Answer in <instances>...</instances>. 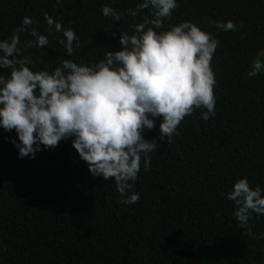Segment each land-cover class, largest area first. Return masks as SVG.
Returning a JSON list of instances; mask_svg holds the SVG:
<instances>
[{"label": "trees", "instance_id": "1", "mask_svg": "<svg viewBox=\"0 0 264 264\" xmlns=\"http://www.w3.org/2000/svg\"><path fill=\"white\" fill-rule=\"evenodd\" d=\"M139 2L0 0V39L28 16L50 41L27 47L35 39L31 29L18 33L32 70L51 71L62 59L95 62L121 47L120 31L131 34L150 15L148 9L128 14ZM103 5L120 12V21L104 16ZM45 12L79 36L73 54L57 43L62 32L46 31ZM227 20L234 30L216 26ZM182 21L218 40L210 61L215 116L203 120L206 109L194 108L170 142L160 139L155 118L143 135L158 147L146 171L141 158L132 182L139 199L127 205L111 178L90 174L74 137L20 157L12 143L18 141L15 130L0 128V264H264V236L256 239L240 226L226 197L241 177L264 194V73L248 76L251 61L264 53V0H177L162 27ZM249 225L264 233V215L253 213Z\"/></svg>", "mask_w": 264, "mask_h": 264}, {"label": "clouds", "instance_id": "2", "mask_svg": "<svg viewBox=\"0 0 264 264\" xmlns=\"http://www.w3.org/2000/svg\"><path fill=\"white\" fill-rule=\"evenodd\" d=\"M60 2V0H57ZM177 7V0H140L128 14L148 9L150 15L134 25L131 34L121 32V47L106 50L95 62L62 59L51 71L32 70V59L22 55L18 33L31 29L34 40L27 47L50 44L35 27L37 21L24 16L11 36L0 39V128L15 130L12 141L20 157H34L37 151L55 147L61 139L74 137L72 145L87 163L93 176L111 178L121 203L134 204L139 193L132 191L141 168L146 171L150 153L158 147L155 138L143 132L155 126L159 117L160 139L170 142L179 135L178 124L194 108L200 116H215L213 87L217 83L210 61L218 40L196 23L182 21L163 29L164 18ZM102 14L120 21L121 13L103 5ZM46 31L62 32L57 43L68 54L80 47L72 28H62L47 12ZM224 31L234 30L232 20L216 21ZM159 30V31H158ZM115 35V33H113ZM264 53L251 61L248 76L264 73ZM234 202L233 216L256 239L264 233L251 231L253 213L264 215V194L259 185L250 186L247 177L238 178L226 193Z\"/></svg>", "mask_w": 264, "mask_h": 264}]
</instances>
